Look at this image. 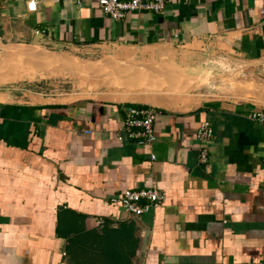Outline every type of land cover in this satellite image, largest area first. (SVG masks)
I'll return each instance as SVG.
<instances>
[{
	"label": "crops",
	"instance_id": "1",
	"mask_svg": "<svg viewBox=\"0 0 264 264\" xmlns=\"http://www.w3.org/2000/svg\"><path fill=\"white\" fill-rule=\"evenodd\" d=\"M27 2L0 0V51L113 45L166 72H248L259 89L171 107L0 91V264H264V124L250 117L264 109V0H172L122 19L98 0ZM129 104L158 109L152 149L117 138ZM146 186L165 202L129 215L111 201Z\"/></svg>",
	"mask_w": 264,
	"mask_h": 264
},
{
	"label": "rangeland",
	"instance_id": "2",
	"mask_svg": "<svg viewBox=\"0 0 264 264\" xmlns=\"http://www.w3.org/2000/svg\"><path fill=\"white\" fill-rule=\"evenodd\" d=\"M43 51L13 47L0 51V91L28 89L120 103L153 104L157 98L154 100L171 107L169 103L181 96L201 91L211 97L242 99L245 93L251 98L259 89L248 72L246 78L241 71L217 69L166 72L161 60L145 66L140 52L113 45ZM202 83L205 88L199 86Z\"/></svg>",
	"mask_w": 264,
	"mask_h": 264
},
{
	"label": "built area",
	"instance_id": "3",
	"mask_svg": "<svg viewBox=\"0 0 264 264\" xmlns=\"http://www.w3.org/2000/svg\"><path fill=\"white\" fill-rule=\"evenodd\" d=\"M83 3L88 0H73ZM172 0H98L102 11L114 19H122L130 12L152 11L163 14ZM28 9L36 11L38 0H28ZM158 109L152 105L138 106L129 104L125 107V116L116 132L120 141L130 139L137 147L152 149L157 142L155 125L158 119ZM251 119L264 124V109L254 110ZM196 136L201 148L200 160H208L210 143L214 139V129L210 122L201 123ZM153 159L156 158L152 154ZM166 193L157 186H146L127 189L114 195L111 201L129 215H141L151 208H156L165 202Z\"/></svg>",
	"mask_w": 264,
	"mask_h": 264
},
{
	"label": "bare ground",
	"instance_id": "4",
	"mask_svg": "<svg viewBox=\"0 0 264 264\" xmlns=\"http://www.w3.org/2000/svg\"><path fill=\"white\" fill-rule=\"evenodd\" d=\"M154 103H156V104H160V105H163V106H166L165 104H161L160 102H158V101H155V100H152Z\"/></svg>",
	"mask_w": 264,
	"mask_h": 264
},
{
	"label": "trees",
	"instance_id": "5",
	"mask_svg": "<svg viewBox=\"0 0 264 264\" xmlns=\"http://www.w3.org/2000/svg\"><path fill=\"white\" fill-rule=\"evenodd\" d=\"M95 236L97 237V238H100V236L99 235H97V234H95ZM113 253V252H112ZM130 254H132V253H130ZM114 264V263H113ZM115 264H119V263H115ZM120 264H126V263H120Z\"/></svg>",
	"mask_w": 264,
	"mask_h": 264
}]
</instances>
